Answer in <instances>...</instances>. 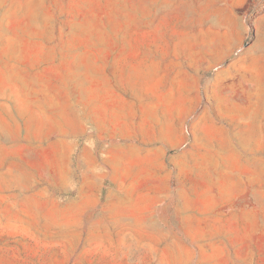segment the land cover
<instances>
[{"label":"rangeland","instance_id":"rangeland-1","mask_svg":"<svg viewBox=\"0 0 264 264\" xmlns=\"http://www.w3.org/2000/svg\"><path fill=\"white\" fill-rule=\"evenodd\" d=\"M0 264H264V0H0Z\"/></svg>","mask_w":264,"mask_h":264}]
</instances>
